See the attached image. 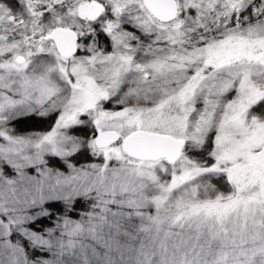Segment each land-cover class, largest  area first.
<instances>
[{
	"label": "snow or ice",
	"instance_id": "obj_1",
	"mask_svg": "<svg viewBox=\"0 0 264 264\" xmlns=\"http://www.w3.org/2000/svg\"><path fill=\"white\" fill-rule=\"evenodd\" d=\"M0 264H264V0H0Z\"/></svg>",
	"mask_w": 264,
	"mask_h": 264
},
{
	"label": "trees",
	"instance_id": "obj_2",
	"mask_svg": "<svg viewBox=\"0 0 264 264\" xmlns=\"http://www.w3.org/2000/svg\"><path fill=\"white\" fill-rule=\"evenodd\" d=\"M32 126L33 127H44L45 125L40 124V123L37 122V123H33ZM20 130L24 131V130H28V129L26 127H24V126H20ZM80 134H82V133H80ZM74 218L78 219L79 217L77 216V217H74Z\"/></svg>",
	"mask_w": 264,
	"mask_h": 264
}]
</instances>
